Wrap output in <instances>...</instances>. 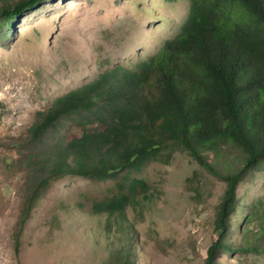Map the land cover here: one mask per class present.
<instances>
[{"label":"rangeland","instance_id":"374dc122","mask_svg":"<svg viewBox=\"0 0 264 264\" xmlns=\"http://www.w3.org/2000/svg\"><path fill=\"white\" fill-rule=\"evenodd\" d=\"M17 1L0 0V6ZM189 12V0H48L14 19H0V264H117L114 254L123 246L134 264L205 262L227 182L180 145L132 175L147 183L152 198L128 207L125 222L113 219L117 225L110 232L108 215L95 216L92 205L114 195L112 180L58 178L41 190L37 205L28 202L29 156L43 148L31 141L38 113L108 70L136 68L153 57L181 34ZM60 130L56 139L82 135L70 120ZM223 153L229 164H218L222 157L213 154L207 159L225 174L238 173L242 150L231 145ZM237 198L227 240L236 250L221 252L218 264H264V236L257 234L264 165L245 176ZM254 205V222L246 223ZM248 246L258 251L248 252Z\"/></svg>","mask_w":264,"mask_h":264},{"label":"trees","instance_id":"16d2710c","mask_svg":"<svg viewBox=\"0 0 264 264\" xmlns=\"http://www.w3.org/2000/svg\"><path fill=\"white\" fill-rule=\"evenodd\" d=\"M46 1L19 0L11 6L3 2L0 19H14ZM189 2L181 34L153 57L136 68L108 70L38 113L30 134L33 144L43 148L29 156L28 202L37 205L41 190L58 178L112 180L114 195L92 205L95 216L108 215L110 232L117 225L113 219L125 222L128 207L152 198L147 183L132 175L180 145L227 182L215 220L216 238L203 263L218 264L221 252L236 250L227 240L238 208L239 185L248 173L264 165V0ZM66 120L81 129L80 137L56 139ZM47 139L53 142L44 146ZM231 145L242 150L243 167L238 173L225 174L207 157L213 154L222 157L218 164L220 159L229 164L223 152ZM257 204L263 206V199ZM250 210L246 223L253 224L256 206ZM261 215L260 237L264 236ZM126 238L129 241L130 235ZM246 251L258 249L248 246ZM132 255L123 246L115 252V262L134 264Z\"/></svg>","mask_w":264,"mask_h":264}]
</instances>
